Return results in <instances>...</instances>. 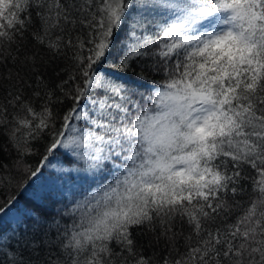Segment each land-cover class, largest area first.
Listing matches in <instances>:
<instances>
[{"label":"snow or ice","instance_id":"snow-or-ice-1","mask_svg":"<svg viewBox=\"0 0 264 264\" xmlns=\"http://www.w3.org/2000/svg\"><path fill=\"white\" fill-rule=\"evenodd\" d=\"M0 129L16 172L63 150L100 183L64 227L35 205L0 223V264H264V0H0Z\"/></svg>","mask_w":264,"mask_h":264},{"label":"trees","instance_id":"trees-1","mask_svg":"<svg viewBox=\"0 0 264 264\" xmlns=\"http://www.w3.org/2000/svg\"><path fill=\"white\" fill-rule=\"evenodd\" d=\"M119 36L123 38L124 31L119 32ZM117 48L120 47L118 42ZM62 66H66V63L61 61ZM114 61L112 57H109L102 65H99V71L103 73H116L117 69L112 67ZM144 76L143 73L137 69V82L146 83L151 85L154 81L162 80L163 73L156 74L154 72L148 73L146 79H141ZM142 91L144 89H141ZM66 110V106H61L57 111L62 115ZM13 110L9 108L11 113ZM59 124V121H57ZM6 143L4 136V130L0 129V145ZM48 143V137L41 138L38 142H34L36 148V155L25 158L27 165L33 169L37 167L41 160V154L44 152V147ZM61 152L55 153L49 159V164L52 166H45L41 172L34 178H29L23 172H16L12 166L15 164L17 156L14 150L9 149L7 152L0 154V160L6 165L5 169H0V177H13L12 184L10 186H4L0 184V206H3L9 197H15V203L6 209L4 214H0V223L12 222L13 226L14 219L26 207L33 205L39 206L44 209L50 216H54L55 219L60 221L61 227L71 224L73 217L61 216L65 209H70L74 203L81 202L84 197L93 189L100 187L99 182H84L72 173L71 176L68 173H62L59 171L61 167L69 168L71 165L68 163V159ZM11 169V172H9ZM106 179L103 184L113 183V175L105 174ZM187 232V228L184 229ZM134 235L137 237L141 244L145 245L144 254L151 256L153 261L161 260L165 255L164 244L161 242L159 245L148 246L149 235H141L140 230L134 229ZM11 235V233H9ZM183 251V249H181ZM175 255V254H173Z\"/></svg>","mask_w":264,"mask_h":264}]
</instances>
